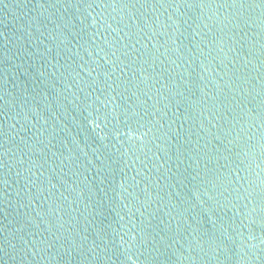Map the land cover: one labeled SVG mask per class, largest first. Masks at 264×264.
<instances>
[{
  "label": "water",
  "instance_id": "95a60500",
  "mask_svg": "<svg viewBox=\"0 0 264 264\" xmlns=\"http://www.w3.org/2000/svg\"><path fill=\"white\" fill-rule=\"evenodd\" d=\"M0 264H264V0H0Z\"/></svg>",
  "mask_w": 264,
  "mask_h": 264
}]
</instances>
